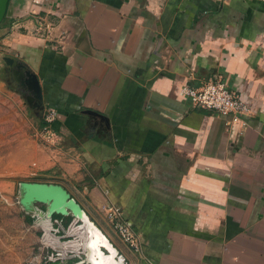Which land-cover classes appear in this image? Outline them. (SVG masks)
Returning <instances> with one entry per match:
<instances>
[{
	"label": "crops",
	"instance_id": "0c3cea01",
	"mask_svg": "<svg viewBox=\"0 0 264 264\" xmlns=\"http://www.w3.org/2000/svg\"><path fill=\"white\" fill-rule=\"evenodd\" d=\"M4 56L36 74L57 114L58 145L34 136L29 182L64 187L128 264H264V0H9V76ZM213 79L245 103L240 120L185 96ZM21 94L34 133L42 114Z\"/></svg>",
	"mask_w": 264,
	"mask_h": 264
},
{
	"label": "rangeland",
	"instance_id": "374dc122",
	"mask_svg": "<svg viewBox=\"0 0 264 264\" xmlns=\"http://www.w3.org/2000/svg\"><path fill=\"white\" fill-rule=\"evenodd\" d=\"M16 86L4 69H0V264H36L40 259L38 249L44 239L43 230L37 224V217L25 214L19 205L18 185L39 180L36 162L41 144L34 137L35 120L26 116L28 107L22 94L15 93ZM72 255L73 263L88 264L83 256Z\"/></svg>",
	"mask_w": 264,
	"mask_h": 264
},
{
	"label": "built area",
	"instance_id": "2783aa9c",
	"mask_svg": "<svg viewBox=\"0 0 264 264\" xmlns=\"http://www.w3.org/2000/svg\"><path fill=\"white\" fill-rule=\"evenodd\" d=\"M185 96L190 100L195 107L214 111L220 115L232 117V121L240 120V117L245 114L246 105L239 95L230 91L225 83L221 80L213 79L202 83L199 87H189L184 90ZM56 111L51 107L43 109L42 124L38 131L34 132V136L40 139L48 146H56L59 142V136L54 130V123L56 120ZM106 220L111 227V230L120 243L124 244L128 249L135 253H140L142 249V240L138 233H136L131 226L126 222L122 216V212L115 207H105L104 209ZM54 230L51 231L50 239L54 242L48 241L46 232L43 230L44 239L39 245V261L36 264H85L83 261L72 262L73 252L64 250L62 254L58 253V249L65 246L70 241H65L60 233V227L56 221L49 223ZM108 240V238H107ZM109 241V240H108ZM110 242L115 250L114 259L119 264H128L124 255Z\"/></svg>",
	"mask_w": 264,
	"mask_h": 264
},
{
	"label": "water",
	"instance_id": "95a60500",
	"mask_svg": "<svg viewBox=\"0 0 264 264\" xmlns=\"http://www.w3.org/2000/svg\"><path fill=\"white\" fill-rule=\"evenodd\" d=\"M8 4L9 0H0V24L6 18ZM1 61L7 67L11 80L18 82L20 87L28 92L25 98L27 103L42 114L44 109L42 88L36 74L12 57L4 56ZM85 114L96 117L108 126L106 117L91 111H85ZM18 192L19 205L25 214L37 217L38 225L41 226V222L45 221L48 223L56 221L61 235L66 239H73L70 242L76 241L77 230L84 224L77 211L84 215L85 213L64 187L58 184L25 181L19 183ZM55 217H71L72 220L65 227L61 220L54 219Z\"/></svg>",
	"mask_w": 264,
	"mask_h": 264
},
{
	"label": "bare ground",
	"instance_id": "6f19581e",
	"mask_svg": "<svg viewBox=\"0 0 264 264\" xmlns=\"http://www.w3.org/2000/svg\"><path fill=\"white\" fill-rule=\"evenodd\" d=\"M77 215L83 221L79 229L86 234V240L81 244L84 251V260L88 264H119L115 259V250L104 234L88 219L82 212L77 211ZM43 230L46 232V238L50 242V234L53 226L48 222H41Z\"/></svg>",
	"mask_w": 264,
	"mask_h": 264
},
{
	"label": "trees",
	"instance_id": "16d2710c",
	"mask_svg": "<svg viewBox=\"0 0 264 264\" xmlns=\"http://www.w3.org/2000/svg\"><path fill=\"white\" fill-rule=\"evenodd\" d=\"M54 219L63 220V225L66 227L69 224L71 217H66V218L55 217ZM27 220L29 222H32V219L29 216H27ZM76 235H77L76 241L65 244V246H63L61 249L59 248L58 251H60L62 253L64 250L65 251L68 250V251L75 253L77 256H83V258H84L85 253L81 247V244L86 240V234L83 233L78 228Z\"/></svg>",
	"mask_w": 264,
	"mask_h": 264
},
{
	"label": "flooded vegetation",
	"instance_id": "af4514ba",
	"mask_svg": "<svg viewBox=\"0 0 264 264\" xmlns=\"http://www.w3.org/2000/svg\"><path fill=\"white\" fill-rule=\"evenodd\" d=\"M10 79H12V78H10ZM14 82L16 83V91L18 92V93H23V89L20 87V84L18 83V82H16L15 80H14Z\"/></svg>",
	"mask_w": 264,
	"mask_h": 264
}]
</instances>
